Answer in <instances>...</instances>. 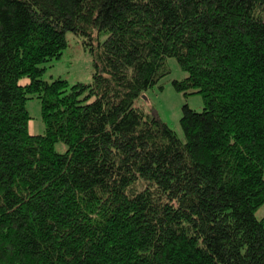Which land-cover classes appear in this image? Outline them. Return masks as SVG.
Returning <instances> with one entry per match:
<instances>
[{
	"label": "trees",
	"instance_id": "trees-1",
	"mask_svg": "<svg viewBox=\"0 0 264 264\" xmlns=\"http://www.w3.org/2000/svg\"><path fill=\"white\" fill-rule=\"evenodd\" d=\"M69 31L91 84L42 79ZM169 58L185 141L135 107ZM263 205L264 0H0V264H264Z\"/></svg>",
	"mask_w": 264,
	"mask_h": 264
},
{
	"label": "rangeland",
	"instance_id": "rangeland-1",
	"mask_svg": "<svg viewBox=\"0 0 264 264\" xmlns=\"http://www.w3.org/2000/svg\"><path fill=\"white\" fill-rule=\"evenodd\" d=\"M107 35L102 34L93 40V44L86 43L85 38L69 31L66 33L68 47L63 51L60 58L53 59L43 64L45 72L43 80L53 82L57 79L66 80L70 86L83 83L91 84L94 80L95 54L90 50L91 46L97 49L99 42H103ZM167 68L170 73L164 77L155 87L145 91L135 102V107L144 110L147 115L160 119L167 124L178 136L185 141V134L181 126V118L184 108L189 107L197 112L204 110V99L200 94L186 95L178 91L174 86V80L182 81L187 77L174 58L167 60ZM26 108L30 113V131L34 135L45 134V125L41 116L40 99L27 100ZM58 153L66 152V145L62 142L56 144ZM258 219L264 218V205L257 212Z\"/></svg>",
	"mask_w": 264,
	"mask_h": 264
}]
</instances>
